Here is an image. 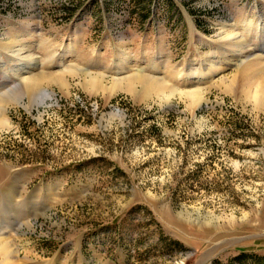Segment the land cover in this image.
<instances>
[{
	"label": "rangeland",
	"instance_id": "obj_1",
	"mask_svg": "<svg viewBox=\"0 0 264 264\" xmlns=\"http://www.w3.org/2000/svg\"><path fill=\"white\" fill-rule=\"evenodd\" d=\"M250 50L264 63V0H0V235L18 264H264V115L217 83ZM20 71L140 73L207 102L193 117L178 94L106 104L43 82L52 100L28 109Z\"/></svg>",
	"mask_w": 264,
	"mask_h": 264
},
{
	"label": "bare ground",
	"instance_id": "obj_2",
	"mask_svg": "<svg viewBox=\"0 0 264 264\" xmlns=\"http://www.w3.org/2000/svg\"><path fill=\"white\" fill-rule=\"evenodd\" d=\"M248 25L249 23L246 21L242 24L244 32H248ZM234 32L235 31L233 30L223 32L222 39H236L231 45L239 47L241 42L237 40ZM5 46L9 49H12L13 47L10 43H6ZM11 51L12 54L17 56V60L22 59L21 49ZM254 57L258 56H253L250 50V54L246 56V59H248L247 64L242 66V63L240 62L241 64L236 66V72L219 78L217 83L222 86V93L230 95L237 102L250 105L251 110L255 111L256 115H264V63L255 62L256 60L254 61V59L256 58ZM16 65L18 66V64ZM19 69L23 70L24 68L22 67ZM74 72L75 71H73V74ZM21 74L22 71L17 73L18 76H21ZM66 76L65 73H38L31 76H21L23 88L18 98L23 104L25 103L24 101H27L26 106L28 109L39 108L46 105L48 101L52 100L54 95L47 89V87H42V83L47 82L48 84H53L61 91V93L68 96L70 95L72 87L79 86L90 98L101 96L106 104H108L119 93H123L124 95L131 97L135 103L147 105L158 103L160 107H170L172 105V97H174L175 94H178L180 100L184 102L188 108L189 114L193 117L196 116L197 111L207 102L204 93L199 89H192L189 91L177 90L168 86L158 78L140 73L119 79H112L110 81L105 80V77H102L101 75H93L89 73L77 77V80H74L76 78H68ZM201 123V120L196 122L198 128ZM8 128H10L8 119L0 114V129L5 130ZM194 211L198 217L201 215L199 209ZM203 217L208 222L214 219H219V217L214 216L210 212L204 213ZM18 255L19 252L14 248L12 242L6 236L0 235V264H18L20 261Z\"/></svg>",
	"mask_w": 264,
	"mask_h": 264
}]
</instances>
